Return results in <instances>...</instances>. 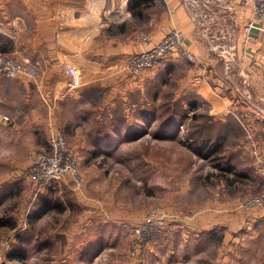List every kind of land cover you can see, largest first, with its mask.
Instances as JSON below:
<instances>
[{
	"label": "rangeland",
	"instance_id": "rangeland-1",
	"mask_svg": "<svg viewBox=\"0 0 264 264\" xmlns=\"http://www.w3.org/2000/svg\"><path fill=\"white\" fill-rule=\"evenodd\" d=\"M143 35L153 39L138 29L134 40L144 50L113 63V74L138 81L152 70L127 68L148 49ZM67 67L81 85L87 72ZM179 79L164 72L159 87L116 99L113 114L92 109L100 99L89 97L72 106L67 128L41 124L35 139L43 147L32 138L0 152V264H264V220H251L264 205L245 206L264 192L254 151L264 153L247 129L250 148L239 160L231 150L237 140L222 141L226 128L209 124L204 100L189 115ZM53 131L65 137L82 182L68 174L39 193L28 165L47 152ZM12 251L24 260H9Z\"/></svg>",
	"mask_w": 264,
	"mask_h": 264
},
{
	"label": "crops",
	"instance_id": "crops-1",
	"mask_svg": "<svg viewBox=\"0 0 264 264\" xmlns=\"http://www.w3.org/2000/svg\"><path fill=\"white\" fill-rule=\"evenodd\" d=\"M195 1L0 0V54L14 56L34 73L0 79V152L9 146V151H17V145L32 138L33 147H43L35 139L41 124L51 121L67 128L72 106L85 99L90 103L89 97L95 103L100 99L92 109L113 114L117 101L126 103L132 90L145 94L167 72L180 78L189 105L204 100L209 124L225 126L219 134L223 142L235 137L231 150L242 153L239 160L250 148L245 142L247 129L264 153V22L247 34L245 26L253 14L250 3L225 0L232 11L215 8L211 11L215 21L201 28L202 3L199 0L197 6ZM138 29L155 41L178 29L187 50L201 62H190L181 52L138 81L113 74L114 64L144 50L134 40ZM67 64L87 72L76 89H70ZM191 107L194 119L196 105ZM229 121L235 130L227 128ZM215 129L218 133L221 128ZM251 220L260 223L264 215L253 213Z\"/></svg>",
	"mask_w": 264,
	"mask_h": 264
},
{
	"label": "built area",
	"instance_id": "built-area-1",
	"mask_svg": "<svg viewBox=\"0 0 264 264\" xmlns=\"http://www.w3.org/2000/svg\"><path fill=\"white\" fill-rule=\"evenodd\" d=\"M247 1L250 3L253 12L252 19L245 26V31L249 34L253 27L264 22V0ZM200 2L202 3L200 8L202 17L201 19L199 18L198 25L201 28H205L206 22L215 21V16L211 14V11L215 8L219 7L232 11V8L225 0H200ZM192 3H199V0ZM141 40L147 44L148 49L131 59L128 62V69L130 68L136 72L147 71L156 68L162 62L181 52L186 53V57L190 62H201L187 50L185 41L178 29L172 30L160 41H154L149 35L141 36ZM65 71L72 77L71 86L73 88L78 87L81 83L78 71L74 67H67ZM28 73L29 68L19 62L14 56L0 54V79L17 78L22 75L28 76ZM246 95L248 98L251 97L249 92H246ZM254 156L257 167L264 172V158L260 157L256 150L254 151ZM29 172L31 181L39 193L44 188L56 186L68 174H72L79 184L82 182L79 176L80 172L77 169V161L71 153L65 137L54 131L49 139L47 152H41L37 155L36 161L30 166ZM259 205H264V192L257 198L248 197L245 202V206L248 207ZM141 230V234L147 232V227ZM137 233L140 234L138 231Z\"/></svg>",
	"mask_w": 264,
	"mask_h": 264
},
{
	"label": "trees",
	"instance_id": "trees-1",
	"mask_svg": "<svg viewBox=\"0 0 264 264\" xmlns=\"http://www.w3.org/2000/svg\"><path fill=\"white\" fill-rule=\"evenodd\" d=\"M20 246V248H22L21 247V245H19ZM24 254H22V253H16V252H14V251H12V252H9V254L7 255V258L9 259V260H16V261H23L24 260Z\"/></svg>",
	"mask_w": 264,
	"mask_h": 264
}]
</instances>
